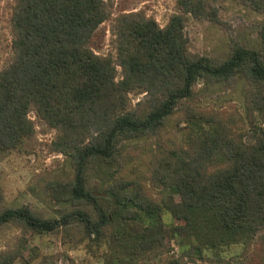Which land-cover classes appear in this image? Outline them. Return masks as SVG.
Returning <instances> with one entry per match:
<instances>
[{
	"label": "trees",
	"instance_id": "16d2710c",
	"mask_svg": "<svg viewBox=\"0 0 264 264\" xmlns=\"http://www.w3.org/2000/svg\"><path fill=\"white\" fill-rule=\"evenodd\" d=\"M241 1L264 13V0ZM177 4L165 26L142 11L114 17L115 57L95 50L102 24L113 16L108 0H15L12 57L0 69V151L21 149L33 137V111L57 131L54 150L75 167L73 177L52 181L50 196L76 209L47 219L25 206L3 209L0 192V227L18 222L45 233L77 220L97 239L113 228L121 247L143 259L168 257L170 236L181 240L184 255H202L251 244L264 232V53L236 47L214 61L192 52L186 22L192 15L216 19L217 10L209 0ZM260 32L264 40V21ZM238 77L247 83L253 142L229 119L191 101L199 79L231 85ZM132 92L145 94L140 109L131 106ZM179 110L186 154L170 149L157 157L151 179L167 191L158 199L143 180L123 175L118 143L158 134ZM92 174L108 197L87 188ZM81 205L93 206L97 217Z\"/></svg>",
	"mask_w": 264,
	"mask_h": 264
},
{
	"label": "rangeland",
	"instance_id": "374dc122",
	"mask_svg": "<svg viewBox=\"0 0 264 264\" xmlns=\"http://www.w3.org/2000/svg\"><path fill=\"white\" fill-rule=\"evenodd\" d=\"M217 10V18L208 14L190 16L186 22V34L190 50L194 53L219 61L228 58L236 47L256 49L264 53L261 25L264 13L241 0H209ZM113 16L102 24V39L95 46L97 53L116 57L113 44L114 17L121 13L142 11L154 17L165 26L172 14L178 11V0H108ZM15 0H0V69L12 57L11 15ZM121 75L119 67L118 77ZM247 83L244 78L231 85L211 83L199 79L194 87L191 101L201 108L216 111L230 120L233 126L245 135L247 142L256 136L250 130V116L247 107ZM144 93L130 94L131 106H143ZM36 130L33 137L21 149L0 151L1 207H29L37 215L47 219H60L76 207L62 205L50 196V184L61 178L73 177L75 167L71 159L54 150L53 141L57 131L38 119L32 111ZM259 125L264 126V118ZM188 129L183 122V112L178 111L165 127L155 135L122 139L118 145L125 156L122 173L128 178L143 180L147 190L160 198L167 191L151 179L157 157L170 149L186 154ZM88 189L98 197H108L99 176H89ZM82 209L96 218L93 206L81 205ZM168 227L173 223L169 212L164 215ZM89 234L77 220H71L54 232L37 233L18 222L0 227V263L14 257L13 264H264V232L251 244H233L215 249H206L202 255L183 254L181 240L170 236L167 245L168 257L141 255L131 256L121 247L119 235L113 229H106L101 239ZM118 259V260H117ZM120 259V260H119Z\"/></svg>",
	"mask_w": 264,
	"mask_h": 264
}]
</instances>
